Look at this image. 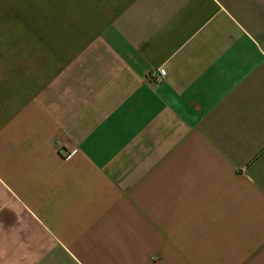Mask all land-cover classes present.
<instances>
[{
  "label": "crops",
  "instance_id": "crops-1",
  "mask_svg": "<svg viewBox=\"0 0 264 264\" xmlns=\"http://www.w3.org/2000/svg\"><path fill=\"white\" fill-rule=\"evenodd\" d=\"M0 264H264V0H0Z\"/></svg>",
  "mask_w": 264,
  "mask_h": 264
},
{
  "label": "built area",
  "instance_id": "built-area-1",
  "mask_svg": "<svg viewBox=\"0 0 264 264\" xmlns=\"http://www.w3.org/2000/svg\"><path fill=\"white\" fill-rule=\"evenodd\" d=\"M166 76V69L160 68L157 70L156 75L153 76L154 80L162 79Z\"/></svg>",
  "mask_w": 264,
  "mask_h": 264
}]
</instances>
